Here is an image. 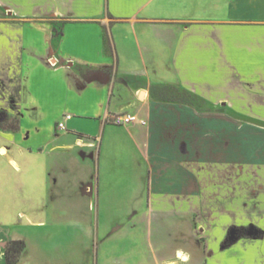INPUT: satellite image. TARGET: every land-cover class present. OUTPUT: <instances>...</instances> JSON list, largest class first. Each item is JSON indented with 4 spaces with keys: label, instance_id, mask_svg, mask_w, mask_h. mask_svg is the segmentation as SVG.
<instances>
[{
    "label": "crops",
    "instance_id": "crops-1",
    "mask_svg": "<svg viewBox=\"0 0 264 264\" xmlns=\"http://www.w3.org/2000/svg\"><path fill=\"white\" fill-rule=\"evenodd\" d=\"M1 14L9 17L0 18V108L21 121L18 132L7 133L9 142L22 154L49 150L65 174L53 179L50 192L52 215L70 220L63 235L57 228L54 253L63 258L66 251L70 260L75 252L87 256L90 230L77 236L79 220L126 210L103 191L115 181L101 177V157L112 116L130 114L140 121L116 126L140 156L144 178L134 182L143 189L128 200L126 218L142 219L144 240L139 242L137 227L120 220L99 240L97 264H264V227L254 221L264 222V206L253 214L264 200L250 190L264 181V146L225 148V162L202 163L210 173L206 180L207 167L198 176V105L159 95L178 89L208 102H264V34H251L264 33V0H0ZM35 69L49 78L39 72L38 81L28 82ZM199 73L210 84L199 83ZM26 102H32L28 109ZM43 102H67L86 116L67 108L46 127ZM228 105L231 113L205 121L226 122L228 133L235 122L264 129V116L235 114ZM27 118L36 125L27 129ZM83 125L95 132H80ZM236 155L244 157L239 164ZM70 166L81 170V178L67 179ZM219 198H226L227 211H219ZM249 224L259 235L225 246L233 228ZM64 237L75 244L64 248ZM18 240L0 229V264H8L7 245ZM29 256L25 242L18 264H36Z\"/></svg>",
    "mask_w": 264,
    "mask_h": 264
},
{
    "label": "rangeland",
    "instance_id": "rangeland-1",
    "mask_svg": "<svg viewBox=\"0 0 264 264\" xmlns=\"http://www.w3.org/2000/svg\"><path fill=\"white\" fill-rule=\"evenodd\" d=\"M6 17L9 16L7 14L0 15V18ZM251 31V34L253 33L254 36L256 35L257 37L258 34L260 36L264 34L257 29ZM1 51H3V49ZM2 53L3 55L5 54L4 52H0V54ZM0 60L3 59L0 58ZM35 71L37 72H34L30 76V81L28 82L33 84L34 82L38 81L39 72L41 73V76L44 75L45 79L49 78L46 74H44L42 69H35ZM208 77V80L216 78L214 75ZM10 80H13L12 77H10ZM205 81H207V76H201L199 73L198 82L210 84L209 81ZM1 84H3V80H1ZM211 84L213 83L211 82ZM206 92L211 93V90ZM156 93H158V89L156 90ZM159 95L164 99L198 105V176L201 172L200 170H202L203 167H207L202 163L225 162L227 159L225 148L227 147L248 149V146H264V129L262 126H259L258 123L246 124L244 122H235L233 128H231V131H233L228 133L226 132V122L205 121L204 119L206 116H221L231 113L229 112V110L231 111V108L228 107V104H230V106L233 105L232 109H235V112L232 113H245L252 116H264V102H208L203 97L198 96V98H196L194 95L187 92H182L178 89L167 90V92L164 94L159 92ZM0 103L4 104V102ZM7 103L8 102H6V104ZM12 103L14 104L15 102ZM16 103L19 104V102ZM26 103L27 106H29L32 102ZM43 103L44 109L46 111H44V114L48 113L46 120L43 121V125H46V127L48 125L50 126L52 123H55L58 119H61V115L67 112V108L69 109V112H71V114L75 117L84 119L86 116V114H84L80 108V110H78L76 106L68 105L67 102ZM14 105L16 106V104ZM1 108L5 109L6 107ZM28 108H30V106L26 107V109ZM24 125L27 129H30L36 124L28 119ZM110 128L111 129H109V133H107L103 145V155L101 157L103 172L101 177L103 179L108 178V180H114L115 185L107 188L105 186L103 191L106 190L109 192V196L117 200L119 207L127 210V208L131 205L129 203L130 199L133 202L134 200H132V198H135L137 195L140 197L141 191L143 189L142 186L135 185L134 183L135 181L142 180L144 178L143 173L138 167L141 158L138 154H136L137 152H135V150L134 152H130L131 146L128 143L126 144V141L124 140V129L122 127L112 125ZM80 129L81 130L79 131L83 133L93 134L95 132L94 128L89 125L80 126ZM8 132L9 130H4L0 127V229H7L8 231L12 232V236L24 240L28 244V250L30 252L29 257H31L32 260L36 262V264H51L52 258L53 264H66L68 259L69 262H73L74 264L79 262L82 264H97L96 250L99 240L102 241L110 228L114 227L120 220L126 223L128 227H131V225L133 227H137V237H139V242L144 240L145 227L142 223V219H135L134 222L129 221L126 218V215H128L126 210H124L121 214L112 213L113 215L111 217L101 219L98 218L96 213H92L91 220H79L81 229L77 233V236L80 235L81 237L83 228H85V233L86 230H90V251L87 254L85 253L87 256L81 258L80 254L78 256L77 252H75V256L72 260H70L66 251L62 252V254H64L63 258L58 256L60 253H54L51 245H54L55 242H60V240L56 238L57 228H59L58 233L62 232L63 235L66 233L67 223L70 222V220L57 219L52 215L50 192L54 186L53 179L56 177H62L61 175L65 174L62 173L60 165L57 167L56 159H52L50 155H47L50 152L49 150L43 155H33L30 153L22 154L21 151H18L17 146L9 142L7 134ZM30 144L31 143L28 142L26 145ZM2 147L8 148V154L1 152ZM215 149L217 152H215ZM212 151L213 154L211 153ZM235 157V164L241 163L244 158L242 155H236ZM11 159L15 160L16 163H11ZM25 162L31 165V172L27 171L26 173L24 171ZM208 171L209 170L207 167V171H204L206 174V180H209L208 175L210 173ZM68 173L67 179L70 181L77 180L83 175L81 170L76 168V166H70ZM93 175L97 183L100 178L97 166ZM199 189L200 188H198V190ZM203 189L205 190V188ZM209 189L210 188H208V190ZM250 190L255 200H264L263 180L260 183L257 182L256 184H252V186H250ZM237 191L238 190L236 188V192ZM235 199L239 200V196L237 195ZM219 201V207L221 208L219 211H227L226 207L228 204L226 198H219ZM248 204L251 206L250 203ZM139 206L141 207L143 204L139 203ZM257 206H259V209L257 212H253V214H255L254 217L257 216L256 214L259 213L260 210H263L264 204L258 203ZM142 211L143 208L141 209V213ZM115 215H121L123 218H115ZM236 215L238 214L236 213ZM255 219V222L261 223V225L264 227L263 221L260 222L259 218ZM249 226L250 224L247 225V227L241 228H249ZM255 233L258 234L256 231H249L248 234L255 235ZM231 234L233 239H236L233 232ZM117 238H120V235H118ZM64 239V248H67L68 245L75 244L65 237ZM115 239L116 238L114 237L111 239L112 244H114L116 241ZM154 241L157 245L156 235L154 236ZM85 242H87V240H85ZM127 242H129V240Z\"/></svg>",
    "mask_w": 264,
    "mask_h": 264
},
{
    "label": "trees",
    "instance_id": "trees-1",
    "mask_svg": "<svg viewBox=\"0 0 264 264\" xmlns=\"http://www.w3.org/2000/svg\"><path fill=\"white\" fill-rule=\"evenodd\" d=\"M0 127L4 130H9L12 132H18L21 128L20 118L13 115L5 110H0ZM250 228H233L232 232L236 239L240 237H247ZM260 233V232H259ZM259 235V234H258ZM231 237L226 241L225 246L231 244ZM25 250V242L22 240L11 241L6 248V258L8 264H18L20 257Z\"/></svg>",
    "mask_w": 264,
    "mask_h": 264
},
{
    "label": "built area",
    "instance_id": "built-area-1",
    "mask_svg": "<svg viewBox=\"0 0 264 264\" xmlns=\"http://www.w3.org/2000/svg\"><path fill=\"white\" fill-rule=\"evenodd\" d=\"M71 115L66 116V119H71ZM111 121L115 124V125H128L134 122H139L140 120L138 119L137 116L134 115H130V114H119V115H115L112 116ZM145 124V122H143ZM59 127L61 129H66V124L61 122L59 124Z\"/></svg>",
    "mask_w": 264,
    "mask_h": 264
},
{
    "label": "water",
    "instance_id": "water-1",
    "mask_svg": "<svg viewBox=\"0 0 264 264\" xmlns=\"http://www.w3.org/2000/svg\"><path fill=\"white\" fill-rule=\"evenodd\" d=\"M237 239H233V237H231V242H234V241H236Z\"/></svg>",
    "mask_w": 264,
    "mask_h": 264
}]
</instances>
